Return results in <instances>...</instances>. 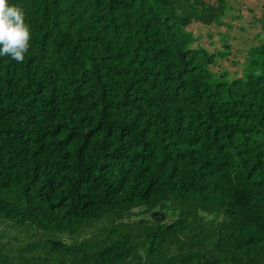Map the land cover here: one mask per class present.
Segmentation results:
<instances>
[{"label":"trees","instance_id":"16d2710c","mask_svg":"<svg viewBox=\"0 0 264 264\" xmlns=\"http://www.w3.org/2000/svg\"><path fill=\"white\" fill-rule=\"evenodd\" d=\"M16 1L32 38L23 63L0 57V219L55 237L170 194L212 209L209 254L164 253L183 219L140 246L112 231L49 249H80L75 264H264V41L247 51L261 75L219 82L222 52L193 48L186 27L218 22L223 1Z\"/></svg>","mask_w":264,"mask_h":264},{"label":"rangeland","instance_id":"374dc122","mask_svg":"<svg viewBox=\"0 0 264 264\" xmlns=\"http://www.w3.org/2000/svg\"><path fill=\"white\" fill-rule=\"evenodd\" d=\"M203 1L214 7L219 1H223L222 13L217 15L218 22L205 25L191 16L186 30L193 35V48L200 45L212 54L222 52L223 58L217 59L210 67L215 80L232 81L241 77L244 72L256 73V70L247 65V51L264 41V0ZM193 2L194 0H177L184 8L190 7ZM8 3L16 5L17 1L8 0ZM213 217L212 209L203 212L193 203L167 194L153 205L136 204L113 212L107 211L91 223L85 224L77 233L59 232L55 237L40 230L19 228L0 219V264H75L82 255L80 244L84 242L95 241L113 231V239L129 234L131 243L140 246L148 228L176 224L179 219L185 220L186 229L184 232L178 231L174 238H166L162 247L164 253L168 256L188 254L189 248L181 251L177 247L184 242L187 246H193L191 251L209 254L213 249L210 238L213 228L210 220ZM219 220L221 219L217 222ZM52 241L80 249L66 256L58 255L49 249ZM139 252L135 259L142 257V252Z\"/></svg>","mask_w":264,"mask_h":264},{"label":"clouds","instance_id":"9594fccd","mask_svg":"<svg viewBox=\"0 0 264 264\" xmlns=\"http://www.w3.org/2000/svg\"><path fill=\"white\" fill-rule=\"evenodd\" d=\"M31 31L22 8L0 0V57L23 63L31 41ZM262 73L257 71L256 76Z\"/></svg>","mask_w":264,"mask_h":264}]
</instances>
